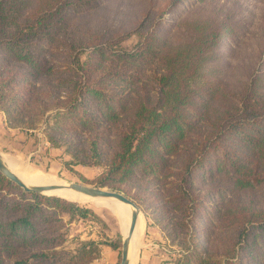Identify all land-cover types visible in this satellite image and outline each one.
I'll return each instance as SVG.
<instances>
[{"label": "trees", "instance_id": "trees-1", "mask_svg": "<svg viewBox=\"0 0 264 264\" xmlns=\"http://www.w3.org/2000/svg\"><path fill=\"white\" fill-rule=\"evenodd\" d=\"M105 2L0 0L7 128L41 129L67 165L99 167L86 183L140 208L179 250L166 264H264L262 79L223 81L222 50L248 17L230 0H165L125 25ZM100 213L0 173V264H95L100 243L68 249L67 231L82 220L109 233ZM108 242L120 251L118 231Z\"/></svg>", "mask_w": 264, "mask_h": 264}, {"label": "rangeland", "instance_id": "rangeland-1", "mask_svg": "<svg viewBox=\"0 0 264 264\" xmlns=\"http://www.w3.org/2000/svg\"><path fill=\"white\" fill-rule=\"evenodd\" d=\"M165 0H106L105 13L109 14L119 12L123 24L130 25L139 21L145 11L153 5L156 9L160 7ZM233 1L241 15H246L250 21V27L247 34L235 44L223 48L224 58L226 60V70L223 77L224 83L228 87L235 89L241 88L245 81L257 75L262 79L264 89V37L261 34V22L264 20V0H230ZM137 41L135 34L123 40L118 47L121 50L129 51ZM84 58V55L81 56ZM0 152L17 157L23 162L28 163L35 169L55 174L56 177L67 182L78 183L90 187H95L86 182L93 179L99 173V167H83L76 165H67L70 158L63 150H53L47 144L42 135L41 129L32 132L17 131L7 128L5 118L0 111ZM109 190L108 188H102ZM78 204V203H77ZM92 207L90 204H79ZM93 208V207H92ZM98 210V209H97ZM101 211V216L110 227V234L118 231L121 236L117 218L106 210ZM142 214V212H141ZM143 215V214H142ZM144 229L141 241L137 249L136 264H166L170 258H177L179 250L176 246L169 245L158 231L151 220L144 216ZM68 240L66 247L68 249L74 246L80 240H93L99 244V257L95 264H119L120 251L112 249L107 243L110 234L100 224L92 221H74L68 225ZM123 236V235H122ZM121 236V237H122ZM105 241V242H104Z\"/></svg>", "mask_w": 264, "mask_h": 264}, {"label": "bare ground", "instance_id": "bare-ground-1", "mask_svg": "<svg viewBox=\"0 0 264 264\" xmlns=\"http://www.w3.org/2000/svg\"><path fill=\"white\" fill-rule=\"evenodd\" d=\"M1 157L8 169L14 173L27 186H52L53 189L45 191L46 195H55L61 198L74 201L78 204H90L93 208L98 210H106L110 212L111 206H116L123 209V206L112 198H91L69 189L64 188L67 181L60 179L55 174L46 173L33 168L28 163L23 162L17 157H12L0 152ZM122 235L124 236L128 227V221L121 222ZM144 229V218L140 214L136 222L131 240H130V264H136L137 249L141 241V236Z\"/></svg>", "mask_w": 264, "mask_h": 264}, {"label": "water", "instance_id": "water-1", "mask_svg": "<svg viewBox=\"0 0 264 264\" xmlns=\"http://www.w3.org/2000/svg\"><path fill=\"white\" fill-rule=\"evenodd\" d=\"M0 173L16 185L21 187L24 191H33L46 195L44 192L53 189L52 186H27L25 185L14 173H12L2 160L0 154ZM66 189H69L75 193L91 197V198H112L123 206V209L111 206L108 209L116 218L119 224L120 233L122 236L121 222L128 221V227L124 236L121 237V249H120V263L130 264V240L136 226L139 215L141 214L140 208L129 198L122 193L116 191H108L102 188L90 187L78 183L67 182L65 184Z\"/></svg>", "mask_w": 264, "mask_h": 264}]
</instances>
